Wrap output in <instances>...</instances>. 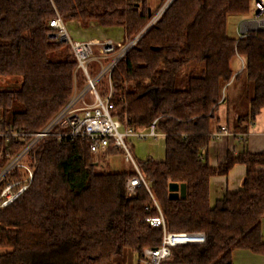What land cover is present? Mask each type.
<instances>
[{
    "label": "trees",
    "instance_id": "16d2710c",
    "mask_svg": "<svg viewBox=\"0 0 264 264\" xmlns=\"http://www.w3.org/2000/svg\"><path fill=\"white\" fill-rule=\"evenodd\" d=\"M254 2L176 0L147 30L157 12L149 0H0L4 129L40 131L83 78L70 45L51 38L59 14L65 23L124 28L129 39L146 31L112 75L115 115L136 132L157 121L166 136L164 161L138 162L148 188L132 197L127 182L137 172L133 165L123 174L107 169L108 156L122 154L112 144L98 159L89 141L48 142L31 187L0 209V248L10 250L0 264H110L160 247L164 230L207 237L204 245L175 248L171 262L233 264L236 250L264 255V154L229 153L216 168L208 162L213 124L231 91L240 87L238 97L249 103L245 115L229 118L232 133L247 134L264 111V32L244 39L227 32L229 20L250 15ZM239 57L244 67L236 70ZM237 165L247 168L242 189L213 206L210 180ZM20 178L16 172L8 183ZM172 184L186 186L185 198L171 199ZM160 212L164 226L147 222Z\"/></svg>",
    "mask_w": 264,
    "mask_h": 264
},
{
    "label": "built area",
    "instance_id": "2783aa9c",
    "mask_svg": "<svg viewBox=\"0 0 264 264\" xmlns=\"http://www.w3.org/2000/svg\"><path fill=\"white\" fill-rule=\"evenodd\" d=\"M176 0H167L156 12L147 30L152 28ZM254 16L241 26L244 30L259 29L264 32V0H255ZM54 30L51 38L69 44L77 63L76 73L83 76L85 86L77 87L72 97L60 112L40 131L24 132L17 128L4 129L0 122V209L6 208L18 200L32 185L37 167L38 154L48 142L66 144L77 140L89 141L91 151L99 154L112 144L122 152L126 161L131 163L137 176L127 182V193L130 197L137 189L148 183L141 173L132 154V141H145L157 138L155 121L148 131L136 132L127 123H123L115 115L116 106L113 102L114 88L112 75L119 64L125 61L129 52L137 45L145 32L134 38L116 43L111 40L81 41L74 40L70 35L66 23L57 14L51 21ZM252 33L242 34L240 39ZM244 67V65H243ZM242 67V68H243ZM107 83L108 94L103 97L100 86ZM230 135L227 128L222 127L214 137ZM19 145L20 149L12 146ZM18 172L20 180L8 183L11 176ZM19 188L17 191L16 189ZM16 191V192H15ZM159 209L158 205H156ZM148 209V208H147ZM152 226H164V218L147 219ZM207 242V237L201 232L170 233L164 230L163 241L158 248H146L139 256V264H185L171 262L173 250L182 246H200Z\"/></svg>",
    "mask_w": 264,
    "mask_h": 264
},
{
    "label": "crops",
    "instance_id": "0c3cea01",
    "mask_svg": "<svg viewBox=\"0 0 264 264\" xmlns=\"http://www.w3.org/2000/svg\"><path fill=\"white\" fill-rule=\"evenodd\" d=\"M161 4L162 0H154L152 5L150 4V6L155 7L156 5ZM153 7L151 8L153 9ZM66 25L70 32V35L74 40H111L113 42L119 43L124 41L125 39H129L126 36L124 28H105L98 23H90L88 26H84L76 21L68 22L66 23ZM242 34L243 33L241 28L240 36ZM240 36L238 39H240ZM242 65H244V61L240 57L238 61H235L233 63V67L236 70L242 69ZM6 88L7 85L5 84V82L0 81V90ZM229 118L231 120H234L237 118V115H232L229 106H227L226 104H222L217 112V117L213 124L212 132L213 134L219 133L220 129L222 127H225L229 130L230 135H221L214 137V140L211 142L208 149V162L209 165L213 168L218 167L226 159L229 153L238 155L242 152L248 151L252 154H264V111L254 123L250 124V130L247 134L232 133L228 127ZM158 135L159 136L154 139H148L145 141L133 140L131 142L132 154L137 164L138 162H146L148 160L159 162L165 160L166 136L162 134ZM157 139H159V141ZM122 157L124 159V163L131 168L132 164L127 162L123 155ZM129 169L126 168L121 172H115L110 169L109 171L112 174H123L126 173ZM246 174L247 168L243 165H237L232 169L228 176L213 177L210 180L211 204L214 206L228 193H235L240 191L242 189V184L246 177ZM261 231L262 239L264 242V218L262 220ZM232 261L233 264H264V255L255 254L249 250H236L232 254Z\"/></svg>",
    "mask_w": 264,
    "mask_h": 264
},
{
    "label": "rangeland",
    "instance_id": "374dc122",
    "mask_svg": "<svg viewBox=\"0 0 264 264\" xmlns=\"http://www.w3.org/2000/svg\"><path fill=\"white\" fill-rule=\"evenodd\" d=\"M153 1L154 0H149V2H151L150 3L151 5H152ZM252 6H253L252 7L253 9H252V12L250 15H247V16L240 18V19L231 18L229 20L228 27H227V32H228L229 36H231L232 38H239V36L241 34L242 24L254 16V12H255L254 4ZM151 7H153V6H151ZM159 7H160V5H156L155 7H153V9L158 10ZM253 33H255V32H253ZM242 67H243V65H242ZM105 82L106 81H104V84H102L100 86V91H102L100 93L103 95H105L108 92V86H107V83H105ZM6 85H8V84H6ZM84 86H85L84 78L78 77L77 87L79 89H82ZM239 88L240 87H237L235 90L231 91V94H230V98H231L230 106L231 107L229 106V109H230V112L232 113V115H237V114L245 115L249 110L248 101H246L244 98L240 99L238 97L239 92H237V91L239 90ZM157 140L159 141V139H157ZM157 140H156V142H157ZM1 150H2V148H0V152H1ZM96 156L99 159L101 157V154L99 153ZM126 168L129 169L130 167L124 163V159H123L122 155L112 154V155L108 156V159H107V169L108 170L110 169V170L115 171V172H121V171L125 170ZM8 252H10V250L0 248V255L8 253ZM138 261H139V256L135 255V254H131L129 252L123 260L113 261L110 264H139Z\"/></svg>",
    "mask_w": 264,
    "mask_h": 264
},
{
    "label": "water",
    "instance_id": "95a60500",
    "mask_svg": "<svg viewBox=\"0 0 264 264\" xmlns=\"http://www.w3.org/2000/svg\"><path fill=\"white\" fill-rule=\"evenodd\" d=\"M259 33V32H262L261 30L259 29H252V30H244L242 29V33L243 34H248V33ZM1 164V163H0ZM170 193H171V199H174V198H179V197H182V198H185L186 196V186L184 185H177V184H172L170 186Z\"/></svg>",
    "mask_w": 264,
    "mask_h": 264
}]
</instances>
